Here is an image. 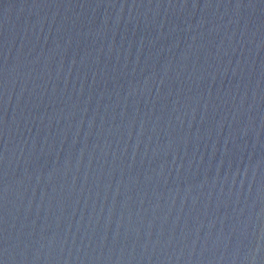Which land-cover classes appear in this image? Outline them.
Returning <instances> with one entry per match:
<instances>
[{
	"label": "water",
	"instance_id": "1",
	"mask_svg": "<svg viewBox=\"0 0 264 264\" xmlns=\"http://www.w3.org/2000/svg\"><path fill=\"white\" fill-rule=\"evenodd\" d=\"M0 264H264V0H0Z\"/></svg>",
	"mask_w": 264,
	"mask_h": 264
}]
</instances>
